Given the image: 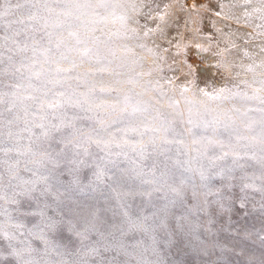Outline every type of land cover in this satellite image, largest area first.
<instances>
[{
  "label": "snow or ice",
  "instance_id": "6c2138e0",
  "mask_svg": "<svg viewBox=\"0 0 264 264\" xmlns=\"http://www.w3.org/2000/svg\"><path fill=\"white\" fill-rule=\"evenodd\" d=\"M110 7H114L110 0H3L0 4V32L4 33L0 36V237L7 241L0 246V264H166L163 253L174 246L183 251L180 246L187 237L205 252L216 244L215 217L218 210L231 211L233 196L226 190L235 186L233 181H239L244 193L237 197L241 207L247 203L246 189H258L264 201V116L259 121V133L246 136L238 134L231 117L216 115L209 120L200 116L194 120L191 110L188 123L212 132L197 136L189 129L191 143L177 142L188 160L177 159L173 166L193 176L181 174L176 182L167 165L157 176L158 165L154 163L149 169L151 178H145L149 174L143 167H134L131 174L121 170L129 180L139 183L126 190H121L122 184L119 188L109 185L112 196H106L105 201L115 199V206L100 207L99 201L84 203L76 198L77 194L99 191L107 174L105 166L96 163L93 145L105 154L100 160L114 154L127 156L124 149L148 158L143 137L149 129L131 124L115 127L124 123L126 114L135 115L142 109L125 96L123 106L118 100L107 106L111 109L105 114L107 118L101 117L98 111L105 102L99 100L100 95L113 91L119 95V90H97L87 78L91 73L71 75L76 68L74 60L71 68L61 67L63 61L71 60L73 52L98 63L107 61L92 48L70 46L59 33L67 31L76 45L84 44L80 27L94 23L92 17L99 15L98 9ZM256 11L264 18V0ZM82 87L85 91L79 90ZM225 91L219 89L215 98ZM80 121L92 122L87 132L83 124L77 126ZM255 124L247 125L250 132L255 131ZM221 132L227 134L226 140L217 138ZM151 142L155 143V137ZM163 142L173 143L166 138ZM114 148L120 151L114 153ZM249 156L259 166L254 179L246 171L247 161L241 163ZM88 157H92V164ZM202 157L211 161L210 166L194 168L193 161ZM229 159L231 163L217 164ZM89 167L94 168L93 179L84 184L81 172ZM237 169L241 175L235 174ZM22 173L28 174L27 178ZM65 173L70 179H62ZM214 177H223L227 183L214 187ZM136 197L144 198L152 211L144 214L145 208L137 205L134 213L131 202ZM14 212L32 217L31 227ZM136 234L141 238L135 239ZM69 246L73 249L70 252ZM53 253L60 259H51ZM66 255L73 258L69 261Z\"/></svg>",
  "mask_w": 264,
  "mask_h": 264
},
{
  "label": "rangeland",
  "instance_id": "374dc122",
  "mask_svg": "<svg viewBox=\"0 0 264 264\" xmlns=\"http://www.w3.org/2000/svg\"><path fill=\"white\" fill-rule=\"evenodd\" d=\"M110 2L114 7L98 9L99 15L92 17L95 22L90 23L87 28L80 27L84 44L76 45L75 39L69 37L67 31L59 33L70 46L80 49L89 47L107 57L106 62L98 63L94 58L81 57L78 52H73L71 60L61 63V67L71 68L74 60L76 68L71 75L83 77L86 73H91L87 78L95 84L97 90H119V95L115 91L100 95L99 100L105 102V107L98 111V115L107 118L106 112L111 111L107 106L118 100L123 106L124 97L128 96L131 104L138 105L142 110L135 115L126 114L124 123L115 127L131 124L141 130L149 129L143 137L147 145V159L124 149L128 152L127 156L114 154L100 160L99 157L105 154L99 152L95 145L92 146L91 151L98 157L96 163L105 166L107 174L104 183L99 184V191L77 194L76 198L84 203L94 204L99 201L100 207L116 205L115 199L105 201L106 196H112L109 185L119 188L122 184L121 190H126L139 183L129 180L121 170L130 172L134 167L137 170L143 167L144 173L149 174V169L155 163L158 165L157 176L167 165L176 182L181 174L184 177L194 175L180 166H173L177 159L185 163L188 160L177 142L182 140L185 144L191 143L193 137L188 132L189 129H193L197 136H210L212 132L202 126L194 128L193 124L188 123L189 110L194 120L200 116L209 120L216 115L231 117L238 134L246 136L259 133V121L264 116V103H261V97H264V18L256 11L261 7V0ZM2 3L3 0H0V4ZM3 35L0 32V36ZM101 69L106 70L100 71ZM72 83L75 84L76 81L73 80ZM221 88L228 91L220 94V98H215ZM79 90L85 91V88ZM253 121H256L255 131L250 132L247 125ZM91 123L80 121L77 126L83 124V131L87 132ZM152 129L159 131L154 132ZM165 129L168 131L165 132ZM109 131H114V128ZM153 137L155 143L151 142ZM164 138L173 143L165 144ZM217 138L226 140L227 134L221 132ZM163 149L167 151H162ZM119 151L120 149H113L114 153ZM208 155L211 156L212 152ZM88 161L92 164V157H88ZM245 161L246 171L254 179L259 175V166L250 156L245 157L241 163ZM210 163L209 159L202 157L199 161H193L192 166L195 168L203 165L208 168ZM228 163H231L230 159L217 162L220 166ZM93 170V167L82 170V183L88 184L93 179ZM235 174L241 175V170L237 169ZM22 175L25 178L28 176L26 173ZM145 178H151V175ZM62 179L70 177L65 173ZM196 183H199L198 175ZM224 183L227 180L223 177H214L212 180L214 187H221ZM256 183L259 185L260 181L256 180ZM233 184L235 186L232 189L226 190V194L233 196L231 211L218 210L215 217L216 244L208 247L205 252L202 250L203 246L194 247L197 242L192 237H187L180 246L183 251L174 246L163 253L166 264H264V208H261L264 201L261 200V193L258 189H246L247 203L241 207L237 197L244 193L240 190L239 181H233ZM131 203L134 213L138 211L137 205L145 208L144 214L152 211L142 197H136ZM13 215L29 227L34 222L32 217H20L15 212ZM64 235L71 236V233L65 232ZM140 238V234L135 235V239ZM189 240H192V244ZM59 242L66 243L65 240ZM34 243L39 246V242ZM6 244L7 241L0 237V246ZM72 250L71 246L67 249L68 252ZM64 258L70 261L73 257L66 255ZM51 259L60 257L53 253Z\"/></svg>",
  "mask_w": 264,
  "mask_h": 264
}]
</instances>
